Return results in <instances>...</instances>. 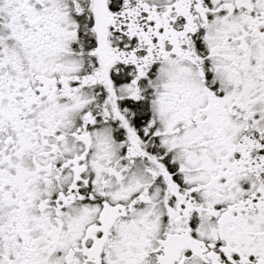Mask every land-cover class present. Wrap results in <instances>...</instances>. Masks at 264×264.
<instances>
[{"label": "snow or ice", "instance_id": "1", "mask_svg": "<svg viewBox=\"0 0 264 264\" xmlns=\"http://www.w3.org/2000/svg\"><path fill=\"white\" fill-rule=\"evenodd\" d=\"M0 264H264V0H0Z\"/></svg>", "mask_w": 264, "mask_h": 264}]
</instances>
